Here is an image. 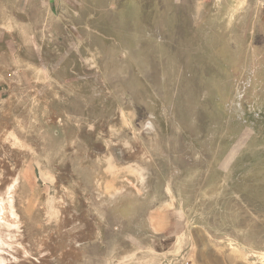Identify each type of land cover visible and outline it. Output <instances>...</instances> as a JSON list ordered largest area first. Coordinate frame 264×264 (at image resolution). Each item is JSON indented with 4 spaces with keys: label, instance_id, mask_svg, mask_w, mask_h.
Masks as SVG:
<instances>
[{
    "label": "rangeland",
    "instance_id": "1",
    "mask_svg": "<svg viewBox=\"0 0 264 264\" xmlns=\"http://www.w3.org/2000/svg\"><path fill=\"white\" fill-rule=\"evenodd\" d=\"M13 175L12 264H264V2L0 0Z\"/></svg>",
    "mask_w": 264,
    "mask_h": 264
},
{
    "label": "bare ground",
    "instance_id": "2",
    "mask_svg": "<svg viewBox=\"0 0 264 264\" xmlns=\"http://www.w3.org/2000/svg\"><path fill=\"white\" fill-rule=\"evenodd\" d=\"M18 180L13 175L5 185L0 186V264L16 263L19 257L15 253L26 251L25 241L18 238L21 234V221L15 203Z\"/></svg>",
    "mask_w": 264,
    "mask_h": 264
},
{
    "label": "crops",
    "instance_id": "3",
    "mask_svg": "<svg viewBox=\"0 0 264 264\" xmlns=\"http://www.w3.org/2000/svg\"><path fill=\"white\" fill-rule=\"evenodd\" d=\"M260 1L264 2V0H260Z\"/></svg>",
    "mask_w": 264,
    "mask_h": 264
}]
</instances>
